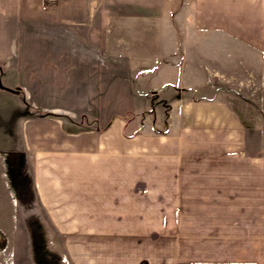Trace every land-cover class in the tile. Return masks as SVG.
Masks as SVG:
<instances>
[{"label":"crops","instance_id":"obj_1","mask_svg":"<svg viewBox=\"0 0 264 264\" xmlns=\"http://www.w3.org/2000/svg\"><path fill=\"white\" fill-rule=\"evenodd\" d=\"M0 67V164L72 264H264V0H0Z\"/></svg>","mask_w":264,"mask_h":264},{"label":"rangeland","instance_id":"obj_2","mask_svg":"<svg viewBox=\"0 0 264 264\" xmlns=\"http://www.w3.org/2000/svg\"><path fill=\"white\" fill-rule=\"evenodd\" d=\"M2 69V67H0ZM28 68L25 75H28ZM256 77L246 86L257 97L264 95V77L260 70ZM153 84L164 91L162 83ZM237 81H228L224 77L213 79L212 86L216 91L237 94ZM29 84H22L23 88ZM168 88V87H167ZM29 111H23L22 123L29 124L33 119L32 109L37 108L30 92L26 89ZM165 103V101H164ZM24 110V106H23ZM39 126L43 118L38 116ZM14 164L5 161L0 164V264H72L65 249L63 236L51 224L36 193L32 171L28 172L25 180H19Z\"/></svg>","mask_w":264,"mask_h":264},{"label":"water","instance_id":"obj_3","mask_svg":"<svg viewBox=\"0 0 264 264\" xmlns=\"http://www.w3.org/2000/svg\"><path fill=\"white\" fill-rule=\"evenodd\" d=\"M0 86H2L3 87V85L0 83Z\"/></svg>","mask_w":264,"mask_h":264}]
</instances>
